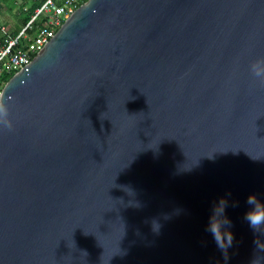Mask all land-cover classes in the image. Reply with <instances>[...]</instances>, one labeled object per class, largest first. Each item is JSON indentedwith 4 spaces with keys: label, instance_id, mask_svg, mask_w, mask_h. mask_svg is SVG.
Here are the masks:
<instances>
[{
    "label": "water",
    "instance_id": "water-1",
    "mask_svg": "<svg viewBox=\"0 0 264 264\" xmlns=\"http://www.w3.org/2000/svg\"><path fill=\"white\" fill-rule=\"evenodd\" d=\"M260 58L264 0L80 5L0 95V264H264Z\"/></svg>",
    "mask_w": 264,
    "mask_h": 264
},
{
    "label": "built area",
    "instance_id": "built-area-1",
    "mask_svg": "<svg viewBox=\"0 0 264 264\" xmlns=\"http://www.w3.org/2000/svg\"><path fill=\"white\" fill-rule=\"evenodd\" d=\"M38 3L28 21L16 33L2 27L0 46V95L7 78L30 63L54 37L63 22L80 6L82 0H30ZM30 5L23 9L28 11Z\"/></svg>",
    "mask_w": 264,
    "mask_h": 264
},
{
    "label": "clouds",
    "instance_id": "clouds-1",
    "mask_svg": "<svg viewBox=\"0 0 264 264\" xmlns=\"http://www.w3.org/2000/svg\"><path fill=\"white\" fill-rule=\"evenodd\" d=\"M252 71L257 77L264 78V58L255 60L251 65ZM8 106L3 101L0 100V122L10 124L8 120ZM130 189L134 194L133 189ZM130 205L139 206V202L135 200H129ZM248 203L251 207L246 212V219L249 221L250 226L254 231H258L261 226H264V200L258 198L256 194H250L248 197ZM227 201L221 198L219 204L214 206L212 214L209 217V224L207 226L208 231H210L216 241L217 246L222 250L224 260L229 259L228 249L233 245L234 233L226 225L230 224L231 221L222 214L225 212ZM179 212V210H177ZM161 229V224L158 220H153L152 230L159 233ZM258 247H264V245L258 244ZM119 253V252H118ZM251 264H261L260 260L255 258L251 261Z\"/></svg>",
    "mask_w": 264,
    "mask_h": 264
},
{
    "label": "rangeland",
    "instance_id": "rangeland-1",
    "mask_svg": "<svg viewBox=\"0 0 264 264\" xmlns=\"http://www.w3.org/2000/svg\"><path fill=\"white\" fill-rule=\"evenodd\" d=\"M30 4V0H0V27L8 32H16L24 25L26 20L24 7ZM4 40L0 28V46Z\"/></svg>",
    "mask_w": 264,
    "mask_h": 264
},
{
    "label": "trees",
    "instance_id": "trees-1",
    "mask_svg": "<svg viewBox=\"0 0 264 264\" xmlns=\"http://www.w3.org/2000/svg\"><path fill=\"white\" fill-rule=\"evenodd\" d=\"M87 0H82V3H85ZM38 3H32L28 9V11H26V14H25V17H26V20L24 21V24L28 21L29 17H30V14L33 12V10L35 9V7L37 6ZM18 31V30H17ZM16 31V32H17ZM14 32V33H16ZM10 77L7 78V81L9 80Z\"/></svg>",
    "mask_w": 264,
    "mask_h": 264
}]
</instances>
